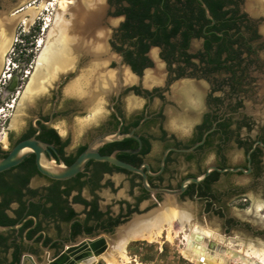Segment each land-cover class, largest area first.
<instances>
[{"label":"flooded vegetation","instance_id":"obj_1","mask_svg":"<svg viewBox=\"0 0 264 264\" xmlns=\"http://www.w3.org/2000/svg\"><path fill=\"white\" fill-rule=\"evenodd\" d=\"M73 1H81L76 6L82 10L68 11L67 22L76 18L78 25L69 31L67 72L53 83L47 111L31 110L18 130L8 128L0 158L33 138L42 144L45 161L70 165L96 137L132 134L102 143L98 152L135 166L147 163L150 173L143 171L151 186L179 188L210 165L245 169L212 170L173 199L200 203L203 213L222 219L225 231L238 226L225 205L248 191L264 192V116L260 107L253 109L254 99L247 102L261 86L264 94V0H202L207 10L201 0H159L145 7L130 0ZM16 13L0 0V24ZM20 25H14L13 42ZM0 59L3 70L8 58ZM97 65L112 73L113 84L92 100L82 92L87 109L104 112L73 140L55 124L86 109L61 88L77 74L86 80ZM253 72H260L262 83ZM163 198L143 187L140 174L96 159L71 177L52 178L40 172L30 152L0 172V226L6 227L0 229V264H48L89 240L103 252L119 230L148 217ZM86 251L75 255L80 260Z\"/></svg>","mask_w":264,"mask_h":264},{"label":"rangeland","instance_id":"obj_2","mask_svg":"<svg viewBox=\"0 0 264 264\" xmlns=\"http://www.w3.org/2000/svg\"><path fill=\"white\" fill-rule=\"evenodd\" d=\"M45 1L46 0H5V3L10 7V11H13L19 7L24 8L31 3L33 7H37ZM78 2L81 4V1ZM88 3L91 4L92 0L88 1L87 4ZM44 6L46 9L39 10L38 8H35L36 16H34L32 22L27 26V28L26 25L19 20L21 19L20 17L18 19L16 18L18 20L16 24L18 22L21 23L16 32L19 40L15 44L12 43L10 51L5 55V57L9 59V64H7L9 69L3 70L6 71L7 74H11L12 83L9 82L10 77H3L0 75V106L5 107L3 113L6 114V120L4 122L3 115L0 116V141L4 138L3 136L5 133L9 131L8 128L15 127L18 130L23 119L32 115L30 112L31 110L37 111L41 109L44 112L48 110L53 83L56 80L63 78L62 76L65 74V72H67L68 69L67 68L64 71H61L55 78H52V80L48 82L49 84L44 86V89H42L41 93L32 98L29 106L23 107V110L20 113L21 117L17 124L11 126V118L17 110V105L20 102L22 93L28 82V71L33 70L32 66H34L35 58L39 53V47L36 42H39L41 38L46 39L47 32H45L43 29L44 25L46 23H51V19L55 15V10L52 6L48 4H44ZM36 9L39 10V12H37ZM74 12L76 15V11ZM27 17L28 16H23L22 18L25 19ZM63 20L66 22L71 20L70 12H66L64 14ZM42 26L43 28H41ZM73 29L74 26L72 30ZM74 62L75 59L72 62V68L74 67ZM252 75L256 77L259 76V79L256 82H259V84L262 83V81H260V72H253ZM85 77L86 75L84 73L82 76L77 74L71 78L72 80L67 82L61 88L64 97L71 92L70 94H72V96L75 98V103L86 109V114L83 116L75 115L68 122H57L55 124L58 132L62 134L68 132L72 133L73 140L78 138L82 133L86 132V128L91 125L97 116L104 112L103 107L87 109L88 105L85 103L86 101L88 103L89 99L84 97L85 95L82 94L81 89H76V87L81 88L85 86L82 83L84 82ZM70 86L75 88L73 90H68V87ZM262 88L263 87L261 86L255 92H250L249 94L252 98L249 97L247 102H250L251 99H254L253 109L257 111V109L260 107V114L261 116H264V94L261 93ZM255 96L257 97L255 98ZM7 104L10 106L7 107ZM211 159V156H208L206 158L205 164H209ZM232 178L234 180L242 179L241 176H233ZM263 195L264 192L262 188H260V192L259 190L255 192L248 191L244 195H240L238 198L231 200L225 205L228 216L236 219L240 223L238 226L231 227L228 231L223 229L222 219L218 215L214 213H203L201 211L202 205L200 203L185 199L182 203H180L181 205L173 204L172 202H165L167 204L164 206V203L161 207H167L168 209H171L172 207L173 209H178L179 211L181 209H187L186 211L189 210V213L194 218L196 223L202 227L212 230L214 233L219 234L220 236L222 235L223 238H228L229 240L227 244L233 250H238L244 245L245 247H248L249 244L255 247H264V221L261 217L264 215ZM170 200H172V198ZM164 201L165 199L163 198L161 202ZM260 203L262 204L263 209L262 211H257V205ZM175 226L170 231V234H168V230H164L162 234L156 237L154 240H129L131 242H127L128 244L126 243L125 245V253L130 258L128 263L125 262L115 250L114 253L121 264H197V262H195L196 260L189 258L186 252V240L183 236L184 232L180 231V228L177 227L178 225L176 223ZM185 227L188 228V224H185ZM96 264L107 263L103 258L100 257ZM228 264L242 263L240 261L231 259L228 261ZM249 264L260 263L257 261V259L250 258Z\"/></svg>","mask_w":264,"mask_h":264},{"label":"bare ground","instance_id":"obj_3","mask_svg":"<svg viewBox=\"0 0 264 264\" xmlns=\"http://www.w3.org/2000/svg\"><path fill=\"white\" fill-rule=\"evenodd\" d=\"M44 4L53 7L55 10V16L51 19V23H46L44 25L43 29L47 32V37L46 39L41 38L38 42L39 53L35 58L34 66H32L33 70L28 71V82L24 88L20 102L17 105V110L11 118V126L16 125L19 121L23 107L29 106L32 98L40 94L42 89H44V86H47L52 78H55L61 71L68 67L69 59H71L70 53L73 46L71 44L72 35H70L69 31L73 26L76 24L78 25V23L76 22V18L71 22H66L63 20V16L68 11L71 13H75L74 11H76V14L80 12L82 9L77 7L79 2L73 0H46L37 7H33L31 3L24 8L18 9L14 17L16 16L17 19L20 17L22 20H19L22 21L27 28L32 22L34 16H36L35 8H38L39 10L46 9ZM73 5H75L74 8L72 7ZM39 10H37V12H39ZM23 16L28 17L23 19ZM16 18L10 17V19L3 20L0 24L2 28L0 31V58H5V55L11 49L13 43V28L18 21ZM79 21L82 22L83 20ZM83 22L85 24V21ZM0 60L2 61V59ZM102 65L95 66L93 71L89 73V77L86 80L84 79L85 86H87L82 92L87 94L86 96H88L90 100L93 99L94 95L108 90V88L111 87L110 85L113 84L112 73L110 74L103 70ZM4 69H8V66H3V70ZM3 70H0V75L11 78V75H8L7 72ZM128 76L129 75L126 74L127 79ZM74 88L71 86L68 90H73ZM79 88L80 87H76V89ZM166 204L167 203H165L164 206ZM161 206L152 211L148 217L138 219L135 223L133 222V225H127L119 230L117 233V239L109 241L108 248L102 253L101 251L94 252L89 250L86 251L83 256L93 257L95 260H98L101 257L107 264H121L114 253L115 250L116 253L128 263L130 258L125 253V245L129 240H154L156 237L160 236L164 230H168V234H170V231L174 228L176 223L178 225L177 227L180 228V231L184 232L183 236L186 240V252L189 258L195 259L197 264H228V261L231 259L240 261L242 264H249L250 258H255L260 264H264V247H255L250 244L248 247H245L243 244V247L238 250H233L227 244L229 240L228 238H223L222 235L220 236L212 230L196 223L189 213V210L186 211L187 209H181L179 211L172 207L171 209H168L167 207ZM262 209V204H258L257 211H262ZM261 217L264 221V215ZM185 224H188V228H186L187 226L185 227ZM74 264H79V260H76Z\"/></svg>","mask_w":264,"mask_h":264},{"label":"water","instance_id":"obj_4","mask_svg":"<svg viewBox=\"0 0 264 264\" xmlns=\"http://www.w3.org/2000/svg\"><path fill=\"white\" fill-rule=\"evenodd\" d=\"M202 1V0H201ZM203 3V1H202ZM205 9L207 10L206 5L203 3ZM22 7H19L18 9H21ZM16 9V10H18ZM132 134H121L119 132H116L114 134H110L107 136H99L93 139L88 147L82 151L76 159L70 164V165H54L51 163H48L45 161L44 157V150L42 147V144L33 139L29 138L23 141L18 142L9 152L8 154L0 158V172L3 170H6L10 167H13L20 163L25 156H27L30 152H34L37 157V165L40 170V172L56 179H64L71 177L75 175L76 173L82 171L83 167L85 164L90 160V159H96L100 161H107L115 166H118L120 168L126 169L130 172L138 173L142 176V184L143 187L149 191L152 195L155 194H163V197L165 199L164 202H159L157 207L153 208V210L159 208L163 203L165 202H172L173 204H178L173 201L175 200L177 195L181 194L187 187L189 183H198L201 180H203L212 170H217V171H237V170H242L246 171L242 167H225L223 169H220L214 165H210L206 168V170L201 173L198 176H193V177H188L184 179L181 182V185L179 188L176 189H169L165 187H158V186H151L148 183L147 175L143 171V167L147 168L148 173H150L149 170V165L147 163H143L140 166H135L130 163H127L114 155H102L98 152L99 146L104 143V142H109L113 140H118L124 136H128ZM201 142L196 143L194 146L184 149V151H189L192 150L196 145L200 144ZM44 159V160H43ZM172 198V200H170ZM176 201V200H175ZM181 205V204H180ZM6 227L0 226V229H5ZM97 242L96 241H87V243H82L80 245L72 246L68 248L65 252L60 254L57 258H55L53 261L49 262L48 264H74L76 260H79L77 256L75 255L77 251L81 249L86 250H92L94 252H97ZM96 260L93 257H83L80 258L79 264H95Z\"/></svg>","mask_w":264,"mask_h":264},{"label":"trees","instance_id":"obj_5","mask_svg":"<svg viewBox=\"0 0 264 264\" xmlns=\"http://www.w3.org/2000/svg\"><path fill=\"white\" fill-rule=\"evenodd\" d=\"M130 1H131L132 4H136L138 6H143V7H145L147 5H150V4L157 5V4L160 3L159 0H130ZM207 2H208L209 5L220 4L219 1H213L212 2L211 0H207ZM164 4H166V3H164Z\"/></svg>","mask_w":264,"mask_h":264},{"label":"built area","instance_id":"obj_6","mask_svg":"<svg viewBox=\"0 0 264 264\" xmlns=\"http://www.w3.org/2000/svg\"><path fill=\"white\" fill-rule=\"evenodd\" d=\"M41 28H43V26L41 27ZM18 40H19V38H15L14 39V44L16 43V42H18ZM37 44H38V41L36 42ZM9 63V59H7V62H6V64H8ZM8 75H11V74H8ZM10 105L9 104H7V107H9ZM4 110H5V107L4 106H0V116L1 115H3V122L6 120V118H5V115L6 114H4L3 112H4Z\"/></svg>","mask_w":264,"mask_h":264}]
</instances>
